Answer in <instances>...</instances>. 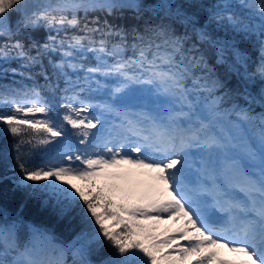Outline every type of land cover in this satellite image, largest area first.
Wrapping results in <instances>:
<instances>
[{
  "label": "snow or ice",
  "instance_id": "obj_1",
  "mask_svg": "<svg viewBox=\"0 0 264 264\" xmlns=\"http://www.w3.org/2000/svg\"><path fill=\"white\" fill-rule=\"evenodd\" d=\"M239 3L247 19L225 15L232 4L210 6L208 19L254 38L256 60L197 26L198 3L189 14L175 0H0V80L33 79L36 65L45 79L0 83V125L15 138L11 180L81 225L65 243L34 224L21 241L22 220L0 223V264H264V0ZM128 10L135 24L109 21ZM40 28L42 43L20 38ZM71 135L83 148L70 150ZM25 146L55 155L29 161ZM167 221L174 227L159 231Z\"/></svg>",
  "mask_w": 264,
  "mask_h": 264
},
{
  "label": "trees",
  "instance_id": "obj_2",
  "mask_svg": "<svg viewBox=\"0 0 264 264\" xmlns=\"http://www.w3.org/2000/svg\"><path fill=\"white\" fill-rule=\"evenodd\" d=\"M46 0H36V3H45ZM54 3L55 0H52ZM142 3H154L157 2V0H141ZM177 3H182L185 5V9L191 14L193 9L189 8V5L192 3H198L201 5H204L203 8L200 9L198 12V25L197 26H204L209 31L210 35L214 39L219 40H230V39H236L239 47L242 51H245L252 60H256L258 58V50L257 46L254 44V38L253 40L244 39L241 40L240 36L242 34L234 33L229 24L226 20H220V21H212L208 19L209 16V7L212 5H219V4H232L235 7L232 9H229L225 15H229L232 12H235L236 14L240 15L243 14L245 19L248 18L247 14L249 13V9H245L242 6H240L239 0H175ZM247 2V0H246ZM253 2H256V0H253ZM8 15L11 17V20L14 23L16 19L18 18L19 13L16 11H10ZM101 15L99 13L97 14H90L89 19H92L93 16ZM125 16L127 17V20H122L117 18L116 20H113L111 17H109L110 22H114L117 24H135L136 21L133 19V13L128 10L125 13ZM152 16L150 12L145 11L143 13L144 19L149 18ZM155 19V17H153ZM252 19L258 21V17H253ZM140 23H143V20L140 21ZM179 30L183 31V26L178 25ZM73 32H76V30H70L69 34H72ZM46 31L43 28L34 30L32 32H25L20 37L25 40V43H31L32 40H36L39 42H43L46 36ZM80 34V33H76ZM99 38V37H97ZM198 47L200 45L198 44ZM207 49V56L209 59V63L217 69V72L220 76L225 77L226 81L228 82L229 86H232L236 83V77L234 74L227 73L226 66L217 65L216 64V58L214 50L209 45L204 46ZM33 55H35V49H33L32 52ZM54 59H59V57H54ZM94 63V61H92ZM45 68L44 71L47 72L49 76L52 74V68L50 65H48L47 58L43 61ZM13 67L18 66V62L13 61L12 62ZM41 71V68L39 65L33 66L29 72L35 74L33 76V79H28L27 77H20L19 75L12 76L9 74L8 79L6 80H0V83L2 84H12L13 87H19V84H13V80L20 81L23 80V84L31 86L33 83L37 85H44L45 79L43 76L39 75ZM79 75H83V72L79 73ZM75 79V75L73 76ZM54 79V77H53ZM61 87H63V81H60ZM45 96H50L51 94L48 93L46 90L44 91ZM58 99V96H57ZM240 104H244L243 100L238 101ZM230 106V105H225ZM254 108L256 112H260L261 109L258 105H254ZM57 112L61 111L59 109V106L57 105ZM70 126H66L68 129ZM15 143V138L11 136L9 133H5L3 131V125H0V177L7 176L9 179H2L0 178V223H11L14 219L19 218V220L23 221V226L19 230V236L21 241H24L27 239L28 235V224H34L36 226H45L52 230L53 234L57 237L58 241L61 242H70L71 239L74 238L75 234L80 230V223L78 219H62L59 217L54 216L50 210L41 207L40 203L28 196L26 194L25 190L17 189L12 180L11 177L14 175H18V172L14 169V161L13 156L14 152L12 149V145ZM52 152L45 153L42 150H30L27 146H25L24 149V155L25 158L29 161H33L36 163H39L42 158L48 157L52 155ZM107 249L102 251V255L107 254ZM90 259L97 260L99 259L98 256H92ZM69 261H71V257L69 256Z\"/></svg>",
  "mask_w": 264,
  "mask_h": 264
},
{
  "label": "rangeland",
  "instance_id": "obj_3",
  "mask_svg": "<svg viewBox=\"0 0 264 264\" xmlns=\"http://www.w3.org/2000/svg\"><path fill=\"white\" fill-rule=\"evenodd\" d=\"M97 78H100V77H97ZM100 79H102V78H100ZM109 83L114 84L115 82H114V81H109ZM101 98H103V93L97 94V99H101ZM92 114H93V115H96V114H97V110L94 109ZM71 138H74V141H75V143H76V145H77V148H83V145H80V144L78 143L79 137L74 136V137H71ZM75 143H74L73 141H71V144H70V150L73 151V152H74L75 149H76V148H74V144H75ZM54 155H55V154H54ZM74 182L79 183L78 181H74ZM169 227H174L172 221H167L166 223L159 225L158 230L161 231V232H163V230H164L165 228H169ZM161 238H162V237H161Z\"/></svg>",
  "mask_w": 264,
  "mask_h": 264
}]
</instances>
